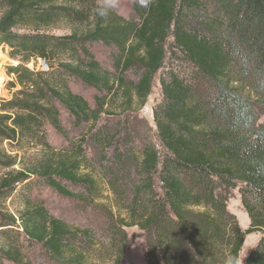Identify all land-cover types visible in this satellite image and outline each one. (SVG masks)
<instances>
[{
    "label": "trees",
    "instance_id": "trees-1",
    "mask_svg": "<svg viewBox=\"0 0 264 264\" xmlns=\"http://www.w3.org/2000/svg\"><path fill=\"white\" fill-rule=\"evenodd\" d=\"M103 2H0V47L14 61L0 100V264L103 261L91 260L106 248L98 232L52 215L44 189L104 216L113 264L125 227L146 234L147 264H224L256 233L244 264H264V0H137L134 19L112 7L99 16ZM61 24L70 35L46 33ZM99 43L114 51L111 69ZM157 75L156 130L145 132L136 113ZM79 84L96 91L95 107ZM103 181L125 216L102 202ZM235 190L245 232L228 209Z\"/></svg>",
    "mask_w": 264,
    "mask_h": 264
},
{
    "label": "rangeland",
    "instance_id": "rangeland-1",
    "mask_svg": "<svg viewBox=\"0 0 264 264\" xmlns=\"http://www.w3.org/2000/svg\"><path fill=\"white\" fill-rule=\"evenodd\" d=\"M1 2V0H0ZM137 3V0H116L115 4L111 6L118 14L125 17L126 19H134L135 12L134 6ZM2 10L0 8V19L2 17ZM24 30L18 31V34H25ZM46 33L55 35V36H65L70 35L71 28L65 24L54 26L48 30ZM96 57L98 60L104 65V67L111 69L113 65V54L114 51L112 48L104 45V44H97L93 49ZM9 49L1 46L0 47V100L3 98L9 99L11 97V90L9 88V83L14 80L13 76H10L7 73V68L9 65L14 64V61L10 59L8 56ZM39 66H43L41 62L32 61L29 64V67L32 70H36ZM74 90L79 94L83 95L88 102L91 104L92 107L96 105V91L93 88L84 86V85H75ZM162 100V92L161 86L159 84V75L156 76L154 81V88L152 91L151 96L149 97L148 103L145 108L141 109L139 112L136 113V116L139 120L145 122V126L141 128L142 131H148L147 127L151 130H156L153 111L154 109L161 103ZM119 116V115H117ZM109 117H105L102 121L103 123L108 122ZM113 120H119L118 118ZM112 121V120H111ZM116 121V122H117ZM65 122L69 129H71L72 123L69 121L68 117L65 116ZM260 124H264V113L261 115ZM71 124V125H70ZM133 131H136V128L131 126ZM154 132V131H153ZM151 132V134H153ZM72 136L74 138H79V135L76 130L73 131ZM52 143L56 146H60L64 140L56 133L51 134ZM137 150L141 149V144L134 145ZM90 147V146H89ZM88 156L92 160V151L91 149H87ZM94 163V160L92 161ZM92 168L97 169V173H99L100 178L103 175L102 171L99 170L98 164L92 165ZM94 166V167H93ZM96 166V167H95ZM102 180V179H100ZM103 191V203L107 204V206L112 207L114 213L119 214L122 213L123 216L126 215L125 211H122L119 206L115 204V197L114 194L109 190L107 183L103 181L101 183ZM104 186V187H103ZM42 197L46 200L47 206L52 213V215L56 217H60L66 220L72 226H82V227H92L98 232V236L100 238L99 242H103V246L97 249L95 255L92 256L91 260H103L97 262V264H113L108 260L109 254L104 256L106 250L112 253L110 246L112 244V237L107 232V227H103V218L104 216L98 213V211L94 209H88L85 211L82 206L79 204L62 198L56 195L54 192L44 189L42 191ZM12 202L9 201L11 205ZM17 204V203H16ZM229 212L236 218L240 229L245 232L250 227V220L241 203V196L238 190H235L228 203ZM125 232L127 234V245L123 255V262L122 264H147L146 252H147V241H146V234L141 231L138 227H125ZM261 234H251L246 236L245 245L243 251L241 253V257H244V261L247 257V254L250 249H252L256 243L260 240ZM99 250H101V255H98Z\"/></svg>",
    "mask_w": 264,
    "mask_h": 264
},
{
    "label": "clouds",
    "instance_id": "clouds-1",
    "mask_svg": "<svg viewBox=\"0 0 264 264\" xmlns=\"http://www.w3.org/2000/svg\"><path fill=\"white\" fill-rule=\"evenodd\" d=\"M116 0H104L103 3H101L100 7L97 9V14L101 17H104L107 15L108 10L111 6L115 4ZM148 3V0H141L142 6H146ZM224 264H244V257H228L226 258Z\"/></svg>",
    "mask_w": 264,
    "mask_h": 264
}]
</instances>
